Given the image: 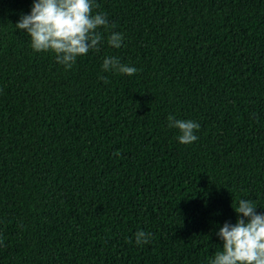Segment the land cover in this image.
<instances>
[{
	"label": "trees",
	"instance_id": "trees-1",
	"mask_svg": "<svg viewBox=\"0 0 264 264\" xmlns=\"http://www.w3.org/2000/svg\"><path fill=\"white\" fill-rule=\"evenodd\" d=\"M32 3L0 0V264H210L231 205L264 214V0H95L123 45L70 70L14 28Z\"/></svg>",
	"mask_w": 264,
	"mask_h": 264
},
{
	"label": "clouds",
	"instance_id": "clouds-1",
	"mask_svg": "<svg viewBox=\"0 0 264 264\" xmlns=\"http://www.w3.org/2000/svg\"><path fill=\"white\" fill-rule=\"evenodd\" d=\"M98 7L95 0H33L29 14L21 15L14 28L31 38L35 52H51L57 64L70 70L78 57L100 50L104 39L100 29L109 32L110 47L118 49L123 45V34L111 31L115 25L109 24L106 13L94 12ZM101 71L133 76L138 69L122 64L115 56H107ZM167 120L169 128L178 130L181 145L198 140L195 134L200 129L198 122L176 119L173 115ZM231 207L238 219L219 228L216 235L222 249L215 253L210 264H264V214H258L257 206L248 199H240L238 206ZM150 240V233L141 230L135 234L139 246L149 244Z\"/></svg>",
	"mask_w": 264,
	"mask_h": 264
}]
</instances>
